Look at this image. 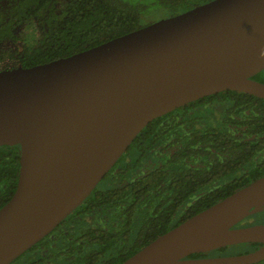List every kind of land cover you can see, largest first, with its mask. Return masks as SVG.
<instances>
[{"label": "water", "instance_id": "1", "mask_svg": "<svg viewBox=\"0 0 264 264\" xmlns=\"http://www.w3.org/2000/svg\"><path fill=\"white\" fill-rule=\"evenodd\" d=\"M264 0H210L98 45L0 70V146L18 145L14 192L0 207V264L52 231L94 190L151 120L232 90L264 99ZM264 175L186 218L119 264L264 260ZM250 252L191 258L228 245Z\"/></svg>", "mask_w": 264, "mask_h": 264}, {"label": "trees", "instance_id": "2", "mask_svg": "<svg viewBox=\"0 0 264 264\" xmlns=\"http://www.w3.org/2000/svg\"><path fill=\"white\" fill-rule=\"evenodd\" d=\"M207 1L210 0H0V63L4 61L3 42L17 37L22 44L16 62L29 67L98 45L147 24L143 23V14L151 9H163L171 16ZM28 31H37L38 35ZM252 78L264 82V69ZM245 124H250L248 129L252 134L264 133V99L232 90L199 98L151 120L94 190L64 220H79V226L71 233L82 235L77 239L81 244L78 249L73 248L68 259L71 264H119L177 225L179 220L171 221L174 203L170 208L165 207L167 202H172L167 197L175 196L173 186L169 185L172 180L168 179L174 172V162L166 152L165 159L158 161L160 149L176 135L181 137V148L187 150L201 146L205 135L206 147L214 152L212 160L216 164L220 162L216 151L220 150L226 152V159L236 156L232 150L238 151V159L250 157L248 162L256 158L253 170L257 174L211 188L200 205L195 204L186 216L264 175V141L257 138L238 143L234 139V128ZM18 149V145L0 146V207L16 187ZM158 209L169 210V216L160 215ZM80 219L85 224L88 220L92 223L80 226ZM240 246L252 250L260 243ZM203 255L206 254L189 256ZM253 264H264V260Z\"/></svg>", "mask_w": 264, "mask_h": 264}, {"label": "flooded vegetation", "instance_id": "3", "mask_svg": "<svg viewBox=\"0 0 264 264\" xmlns=\"http://www.w3.org/2000/svg\"><path fill=\"white\" fill-rule=\"evenodd\" d=\"M12 50H15V48H13ZM5 55L6 53L3 54V56ZM16 57L18 58V52L16 53L14 52L11 56L5 58L4 60H6L7 64L4 65L5 67L4 69L20 66L18 65V62L14 60V58ZM215 94H211L207 96H212ZM206 122H208L207 119ZM248 126H250V124L238 125L237 128H234L235 129V132L233 134L234 139H238L237 141L238 143H243L249 140L251 141L256 140L257 138H260L261 141H264V133H262L261 135L252 134L250 133ZM180 139L181 137L180 136L177 137L176 135L174 140H172V142L166 144L163 149H160L159 158H158L159 162H160L159 159L164 160L165 159L164 153L166 152V154L168 153L170 154L171 162H174L173 164L174 172L170 174V176H168V179L172 180V183L169 185L173 186L172 193H174L175 196L169 195L167 197L169 199H172V202H167L165 204V207L170 208L171 205L174 203L173 209L174 208L175 209L172 212L173 217L171 221L179 220L177 224H179L186 218L192 216L193 214L199 212L200 210L204 209L202 208L199 211L186 216V214H188L191 211V209L195 206V204L200 205L201 199L204 198V195L211 188H214L215 186L223 182L234 181L242 178H250L252 174H257V171L253 170V164L255 163L254 159H256L255 157L247 162V160L250 157L248 159H246V157H244L243 159H238L237 156L238 151L231 149L232 154L235 153L236 156L226 159L225 157L226 152L221 153L222 150H220V152L216 151V156L220 160V162L216 164L212 160V155L214 152L210 151L211 147L209 146L206 147L205 135L203 136L204 141L200 144L201 146H197L195 150H187L184 147L182 149ZM161 146L163 145L161 144ZM234 146H236V142L234 143ZM166 150H168L169 152H167ZM240 152H242V150H240ZM244 154H246L245 150H244ZM254 154H256L255 151ZM216 162H218V160H216ZM161 209L157 210V212H159L160 215L169 216L168 215L169 210L166 211ZM71 213H69L56 227H54L50 233H48L46 236H44L42 239H40L38 242L33 244L22 254H20L10 264H71V262L68 259L70 255L71 256L73 255L72 253L73 248L78 249V244H81L80 243L81 241H78L77 239L80 236H82V235L76 236L75 234L71 233V231H73L75 228L77 229V227L79 226V224L77 225V221L79 222V220L70 219L69 221H64ZM250 216L243 219L236 226L249 225L246 221ZM80 221H81L80 226H82L83 224L86 225L89 222L92 223L89 220L88 222H86V224L84 220L80 219ZM59 233H61L60 236L62 237L61 242H59V239L61 238L59 236ZM45 238H49V239L43 241ZM237 245L238 244L228 245V246L233 247L235 249L238 247ZM246 247L247 246L240 248L239 253H234V254H242L253 251L258 248L257 247L252 250H247ZM217 249L208 252H199V253H205L206 255L197 256V257L214 256L209 254L210 253L219 254V252H216ZM234 254L222 253L216 256H226V255H234ZM197 257H191V258H197Z\"/></svg>", "mask_w": 264, "mask_h": 264}, {"label": "rangeland", "instance_id": "4", "mask_svg": "<svg viewBox=\"0 0 264 264\" xmlns=\"http://www.w3.org/2000/svg\"><path fill=\"white\" fill-rule=\"evenodd\" d=\"M166 16H167V13L165 12V10L160 9V8L159 9L154 8V9H151L148 13L143 14V23L155 21L157 19H160ZM28 32L29 34H31L34 31H28ZM34 34L38 35V32L35 31ZM21 44H22V40H20L19 37L13 40L11 39L10 41H7V42H3L1 50L4 51V54L6 53L3 59L7 58L8 56H11L14 52L16 53L18 48L21 47ZM13 48H15V50H12ZM16 58H14V60H16ZM3 63L5 65L6 60H4ZM246 222L248 224L264 223V210L259 213L251 215ZM240 248H242L240 245L235 249L233 247H230V248H227L225 251L219 252V254L239 253ZM219 254L210 253L209 255L216 256Z\"/></svg>", "mask_w": 264, "mask_h": 264}, {"label": "built area", "instance_id": "5", "mask_svg": "<svg viewBox=\"0 0 264 264\" xmlns=\"http://www.w3.org/2000/svg\"><path fill=\"white\" fill-rule=\"evenodd\" d=\"M0 68H2V69L5 68L3 63L0 64ZM2 69H1V70H2Z\"/></svg>", "mask_w": 264, "mask_h": 264}, {"label": "clouds", "instance_id": "6", "mask_svg": "<svg viewBox=\"0 0 264 264\" xmlns=\"http://www.w3.org/2000/svg\"><path fill=\"white\" fill-rule=\"evenodd\" d=\"M261 55H262V57H264V53H262Z\"/></svg>", "mask_w": 264, "mask_h": 264}]
</instances>
